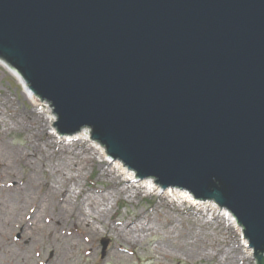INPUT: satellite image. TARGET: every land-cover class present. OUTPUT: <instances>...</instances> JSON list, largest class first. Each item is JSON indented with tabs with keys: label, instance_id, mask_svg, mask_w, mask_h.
Listing matches in <instances>:
<instances>
[{
	"label": "water",
	"instance_id": "water-1",
	"mask_svg": "<svg viewBox=\"0 0 264 264\" xmlns=\"http://www.w3.org/2000/svg\"><path fill=\"white\" fill-rule=\"evenodd\" d=\"M0 59L60 135L213 201L264 264V0H0Z\"/></svg>",
	"mask_w": 264,
	"mask_h": 264
},
{
	"label": "rangeland",
	"instance_id": "rangeland-1",
	"mask_svg": "<svg viewBox=\"0 0 264 264\" xmlns=\"http://www.w3.org/2000/svg\"><path fill=\"white\" fill-rule=\"evenodd\" d=\"M36 98L56 121L51 105ZM54 122L0 66V264H57L62 255L61 264H255L243 228L241 233L223 218L224 208L182 204L171 195H155L149 186L122 191L130 184L109 156L87 140H64L52 129ZM68 199L79 212L73 208L59 232L54 214ZM92 201L97 205L90 206ZM81 208L95 231L89 238L80 233L87 224L72 222ZM117 222H129L135 233L118 234L123 226Z\"/></svg>",
	"mask_w": 264,
	"mask_h": 264
},
{
	"label": "bare ground",
	"instance_id": "bare-ground-1",
	"mask_svg": "<svg viewBox=\"0 0 264 264\" xmlns=\"http://www.w3.org/2000/svg\"><path fill=\"white\" fill-rule=\"evenodd\" d=\"M0 66L4 67L10 74L14 75L16 77V79L22 84L24 93H25L26 97L29 100H31L33 102H36V103L38 102L39 105H42V109H43L44 115L47 116V119L49 120L50 125L53 126V122L55 121V117L51 113L50 107L45 105V104L40 103V101L36 98V96L34 94H32L28 90L27 86L24 84V82L22 80V77L13 68H11L7 63L2 61L1 59H0ZM53 128L54 127H52V129ZM61 137H63L64 140H69L71 142H81L82 140H87L88 142L94 144V146H96L98 148V150L100 151L101 155L104 158L105 157L108 158L105 148L102 145L98 144L97 142L93 141V139L91 138V132L89 131V129L82 128L81 130H79L76 133H73V134H70V135H62ZM28 145L30 146L29 143H28ZM109 161L111 163L114 162V164L119 167V171H120L121 175L126 178V180H124L125 184H130L129 187L126 185L127 187L122 188V191L123 190L125 191L126 189H129V188L130 189L131 188H136L137 190L146 189V186H149L152 189L151 192H154V194L157 195V196H161L162 195V196H164V198H167V196L171 195V197L178 198V200L181 201V203L184 202L185 200H187L188 201L187 203L192 205V206H202L201 204H208L209 203V205H208L209 207H211L214 210H219L218 209L219 207L213 201H208V202L205 201L203 203H199V202L195 201L196 199L193 198V196L190 193L187 194V191L180 190V189H177V188L161 189L160 185L157 184L156 182H154L155 181L154 179H152V178L139 179V178H137L135 172H133L131 170H128L120 161L117 162L116 160H112V159H109ZM105 173H106V171L103 170L102 174H105ZM108 173L110 174V171ZM29 182H31V181L29 180ZM129 192L130 191H128V193ZM68 193H69V191L65 190L63 192V195L64 194H68ZM184 203H182V204H184ZM3 205L4 204H2V206ZM96 205H97V202L95 203L94 201H92L90 203V206H96ZM81 206H83L82 202H81ZM73 208H76V211L79 212V207L76 206L75 203L70 202V200L68 199L67 201H64L60 206H58L57 211H55L53 221L57 222L58 226L61 225L58 228L59 232H60V229L62 228V226L65 224V220H64L65 216L67 214H69L70 217L73 216V214H74L73 213ZM82 211L83 210L81 208L80 209L81 214H79V216H77V218L74 221H72V222L76 223V224H82V223L83 224L84 223L87 224V225H85V227L82 228V231L80 233H81V235L83 237L89 238V236L94 234L95 231L92 230V225L87 222V219L83 215ZM190 211H193L195 213H200V210H197V209H190ZM224 215L226 217V220L230 223V225L234 226V228H236V230H238V231H240L242 233V231H241L239 225L237 224L235 218L233 217V215L231 213H229L228 211H227V213L223 214V218H225ZM80 217H82V218H80ZM98 217L99 216H96L94 218V222L95 221H97V222L99 221ZM28 223L29 222L27 221L26 225H28ZM117 223H118L119 226H123L124 227V228L121 227L120 230L119 229L117 230L118 234L123 233V232H130V231H133V233H135V227L134 228L130 227L131 224L129 222H117ZM26 225H23V227L26 226ZM37 226L38 225L35 224L34 227H32L31 229L33 231H36V229H37L36 227ZM139 230H142V227ZM147 230H149V229H147ZM54 235H55V237H57L56 234H54ZM58 235H61V234L59 233ZM122 237L126 238L127 240L130 241V238L127 236V234H122ZM244 242H245L246 250L247 251H251V249L247 246L248 242L245 239H244ZM116 249L118 251H120V252H129V251H126L124 248H122V246H117ZM129 253H131V252H129ZM64 258H65L64 255L60 256L59 257L60 263H57V264H61V262L63 261Z\"/></svg>",
	"mask_w": 264,
	"mask_h": 264
},
{
	"label": "trees",
	"instance_id": "trees-1",
	"mask_svg": "<svg viewBox=\"0 0 264 264\" xmlns=\"http://www.w3.org/2000/svg\"><path fill=\"white\" fill-rule=\"evenodd\" d=\"M264 261V260H263Z\"/></svg>",
	"mask_w": 264,
	"mask_h": 264
}]
</instances>
